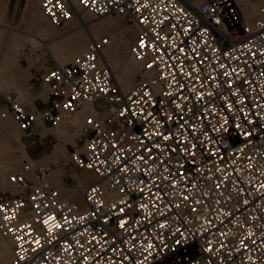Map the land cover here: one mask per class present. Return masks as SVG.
Returning <instances> with one entry per match:
<instances>
[{
    "label": "built area",
    "instance_id": "built-area-1",
    "mask_svg": "<svg viewBox=\"0 0 264 264\" xmlns=\"http://www.w3.org/2000/svg\"><path fill=\"white\" fill-rule=\"evenodd\" d=\"M248 1L33 0L57 30L127 20L137 75L121 90L109 39L92 38L36 69L39 106L4 96L0 121L40 143L90 107L76 148L8 174L0 237L13 264H264V4L246 18Z\"/></svg>",
    "mask_w": 264,
    "mask_h": 264
},
{
    "label": "bare ground",
    "instance_id": "bare-ground-1",
    "mask_svg": "<svg viewBox=\"0 0 264 264\" xmlns=\"http://www.w3.org/2000/svg\"><path fill=\"white\" fill-rule=\"evenodd\" d=\"M8 1L9 0H0V21L1 19H3V17L6 14ZM248 5H249V1L240 3L241 10L246 18H249ZM28 10H29L28 14L31 18V22L33 26L37 29V32H39V35H40V38L35 37V39L38 40V42L42 44H44L43 39H47V38H50L55 41H59L58 44L55 45L52 49L48 47L49 45L45 46V49L49 52L51 56H53L55 53L57 54V57L54 59V64L61 65L60 63L63 61L67 63L72 62L77 57V54L79 53V51L85 49V45L87 43V36L85 32L83 31L84 29H87L90 32V34H92L93 37H91V39L92 38L95 39L101 34L108 35L110 44L103 52V58L108 68L110 67L113 70L115 67H118L119 65H122L124 63L125 58L127 57V52L121 53L120 51H118V47L115 44V38L111 34H109L110 26L115 23L114 20H112L111 16H107V20L101 23L92 22L93 20L92 18L88 16H84L83 21H81V23L83 24L82 30H80L81 32H78V33L71 32L68 34L66 32H62L61 34H56L52 30H50L48 26H45L43 24L44 19L41 18L42 14L41 12L39 13L40 10L38 6H34V5L30 6ZM259 11L257 15L253 18L258 17ZM3 28H6V27L3 26ZM133 28L136 30L137 35H138V29L135 26H133ZM4 30L5 29H3L2 32H0V35L2 36L6 35L5 32L7 31H4ZM6 39H8L7 43L5 44L6 45L5 50L7 51H5L2 58H0V80L3 78H7L9 76L13 77V68L18 65L19 56L21 54L22 49L24 48L22 47V49L20 50L21 48L20 45H22L21 42L27 40L22 34L12 29H10V32L9 34H7ZM1 45H3V43ZM1 47H0V50H1ZM129 57L132 63L125 65V68L123 70V76L121 77V83L123 84V86L133 84L135 76L137 75V65L135 61L132 59V57L130 56V50H129ZM31 63L34 66L35 62H31ZM118 86L121 90H124L121 88L119 84ZM3 92L4 90L2 89V87H0V96L1 95L6 96V94H8V93L3 94ZM11 92L16 93L18 95V98L22 100L20 92L18 90L16 91L14 90ZM89 109L90 107H85L80 112L73 115L72 117H66L57 130L59 131L60 137L62 136V138L64 139L65 137L64 133H66L64 131V128H67V130H69L73 135L69 141L72 142L73 145L74 144L76 145V139L78 137V130L77 129L75 130L74 128L75 127L79 128L84 118L88 115ZM0 122H1L0 124V185L1 184L2 186L5 185L1 190L3 189L6 190L8 188V174L13 169L18 167V166L15 167L13 165V156L11 154L12 149L8 143V139L9 138H19L21 133L16 127L14 128L12 126L14 122L11 119V117H7L5 120L0 121ZM74 148H76V146ZM16 153H19L20 155H25L24 149H21L17 151ZM25 159L28 160L29 158H25ZM37 164L39 163L37 162ZM79 178L81 180H84L88 178V176L86 174H82V175H79ZM70 198H71L70 196H67V199H70ZM0 264H13L11 245L7 241L2 239L1 237H0Z\"/></svg>",
    "mask_w": 264,
    "mask_h": 264
},
{
    "label": "rangeland",
    "instance_id": "rangeland-1",
    "mask_svg": "<svg viewBox=\"0 0 264 264\" xmlns=\"http://www.w3.org/2000/svg\"><path fill=\"white\" fill-rule=\"evenodd\" d=\"M260 0H250L249 1V5H248V11H249V18H253L257 15L259 9H255V6H257V4L259 3ZM264 4H261V6ZM37 6L33 0H9L8 4H7V11L5 16L3 17V19H1L0 21V32H2L3 29H5L4 31L6 35H0V58H2V56L4 55L5 51V44L7 43L6 37L7 34H9L10 29L15 30L16 32H19L20 34H22L27 40L21 42L22 45H20V50L22 49V47H28L29 49H32L34 51L35 56H37V59H39L40 63L37 66H33L32 63H26L25 62V58L21 56H19V63L16 66L17 68V73H18V77L21 78L22 74H24L25 72H27L29 74V68L30 69H44L47 70L50 67L53 66L54 64V59L57 57V54L55 53L53 56H51L49 54V52L45 49V46L50 47V49H52L55 45L58 44L59 41H55L52 40L50 38L47 39H43L44 40V44L39 43L38 40L35 39V37H39V32H37V29L33 26L32 22H31V18L29 16V7L30 6ZM38 12V11H37ZM40 13V11H39ZM42 19H44V25L48 26V28L50 30H52L53 32H55L56 34H61L62 32H66L71 33V32H81L80 30H82L83 24L80 23V21L77 20H73L70 24V27H67L65 29L62 30H57L54 29L53 27L50 26V24L47 22V20L45 18H43L41 16ZM112 20H115L119 23V26L115 25L114 27H111V33L115 36V44L118 47V51L122 52H127V57L125 58V61L122 65H119L118 67H115L112 72L115 76V80L118 82V84L121 86L122 89H128L130 88L133 84L134 81L136 79H134L133 84L131 85H125L123 86V84L121 83V77L123 76V70L125 68V65H128L130 63H132V61L130 60L129 57V50L131 45L133 44L137 33L136 30L133 28V26L125 19L121 18V17H114L111 16ZM107 20V17H103V18H99V19H93L92 22H96V23H101ZM6 27V28H3ZM84 29L83 31L85 32L86 36H87V43L85 45V49L88 46L92 34H90V32ZM101 37H108V35L106 34H101L99 35L97 38L95 39H99ZM53 41V42H52ZM126 42V43H125ZM3 43V45H1ZM125 44H127V46H125ZM85 49L79 51V53L77 54V56H79ZM67 62H61L60 64H66ZM69 63V62H68ZM33 67V68H31ZM31 77V75H30ZM14 78L15 77H7V78H3L0 80V87H2V89L4 90L3 94L9 93L11 91H16L18 90V87L16 85H12L14 83ZM37 78V76H36ZM16 80V79H15ZM29 80L23 81V89L30 90L31 87L34 85L36 87L37 86V82L35 80V78L32 80V82H30V85L27 84ZM116 82V83H117ZM117 84V85H118ZM29 92V91H28ZM35 97L31 96L30 93H27V99L26 101H28V103L30 101H33ZM4 104V95L0 96V109L1 106ZM1 124V122H0ZM80 124V122H79ZM12 126L15 128V124L13 123ZM12 128V127H11ZM57 129H51L49 126H45L40 130V135L41 137L46 136L45 139H43L40 142L38 141L37 136L36 137H27L25 135H23L21 133L19 138H9L8 139V143L12 149V156H13V165L19 166L21 161L25 158L28 157L27 155V146L29 142H33L36 141V143L34 145L31 146L32 149L36 150L37 152L44 150L45 151V158L43 160H38L40 162L41 165L43 166H48L50 164H54L61 156V153H63L64 151L70 150V146L75 147L76 145L72 144V142H70V138H72V133L67 130L66 133H64V139L59 138V131H57ZM39 133V132H38ZM56 144V145H55ZM55 145L54 148H52V146ZM24 149L25 151V155H20L19 153H16L17 151ZM53 149V152H51V150ZM74 178V177H73ZM75 179V178H74ZM4 185V184H3ZM5 186V185H4ZM4 186H2V184L0 185V191ZM65 197V196H64Z\"/></svg>",
    "mask_w": 264,
    "mask_h": 264
},
{
    "label": "crops",
    "instance_id": "crops-1",
    "mask_svg": "<svg viewBox=\"0 0 264 264\" xmlns=\"http://www.w3.org/2000/svg\"><path fill=\"white\" fill-rule=\"evenodd\" d=\"M263 1H264V0H261L260 3H258L257 6H255V9H259V8L261 7V4L263 3ZM114 22H115V23H114L113 25H111L110 28H109V34H111V35L115 38V36L111 33V27H114L115 25L119 26V23H118L117 21H115V20H114ZM77 33H78V32H77ZM136 33H137V32H136ZM125 43H126V42H125ZM125 46H127V44H125ZM109 68H110V67H109ZM30 75H31V77H30ZM37 75H38V72L36 71V69H30V68H29V74H28L27 72H25L24 74H22V77L19 78V77H18V73H17V68H16V66L13 68V77H15V78H14V83H13V84L16 85V86L18 87V91L20 92V95H21L22 101L28 102L29 100L26 101V99H27V93H30V95L33 96V97H35V98L33 99V102L30 101L29 103H30V104L33 103V105H34L35 107H37V106L40 105V104H39V101H38V99H40V89H39V87L32 86L30 90L28 89V91H29V92H28L27 90H24V89H23V81L29 80V81L27 82V84L30 85V82H32V80H33L34 78H36ZM15 79H16V80H15ZM64 131L66 132V131H67V128H64ZM38 135L41 137V135H40V131H39ZM59 136H60V135H58V137H59ZM59 138L62 139V136L59 137ZM33 142H34V143H33ZM33 142H29V143H28L27 151H26V152H27V155H28L27 158H29V159L31 158V159H34V160H43V159L45 158V151L42 150V151L37 152L36 150L32 149L31 146L35 144V141H33ZM32 143H33V144H32ZM55 145H56V144H55ZM55 145H53L52 148H54ZM51 152H53V149L51 150ZM38 162H40V161H38Z\"/></svg>",
    "mask_w": 264,
    "mask_h": 264
}]
</instances>
